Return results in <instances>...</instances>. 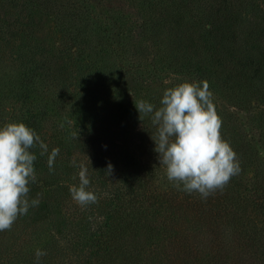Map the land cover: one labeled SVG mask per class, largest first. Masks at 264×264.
I'll return each instance as SVG.
<instances>
[{
	"label": "trees",
	"instance_id": "1",
	"mask_svg": "<svg viewBox=\"0 0 264 264\" xmlns=\"http://www.w3.org/2000/svg\"><path fill=\"white\" fill-rule=\"evenodd\" d=\"M28 3L30 23L35 17L51 23L43 40L47 34L58 39L53 59L60 68H45L51 46H41L39 57L33 49L23 56L18 48L16 58L29 65L19 70V86L39 97L47 89L46 74L58 73L61 97L72 98L67 123L89 134L97 127L96 135L103 128L115 143L107 153L110 161L119 164L95 206L71 209L69 202L62 203L66 230L56 247H46L40 264H264V58H256L264 34L263 0ZM184 12L202 19L205 60L172 66L163 41L174 31L173 19ZM153 32L156 43L150 39ZM204 80L222 119V139L237 153L242 169L206 200L167 180L151 138L156 129L149 117L140 120L135 105L143 99L159 107L166 88ZM256 107L259 113L253 116ZM8 118L37 132L28 110ZM48 150L50 154V146ZM32 151L37 159L31 189L44 193L46 207L47 191H59L60 182L39 172L47 153L40 155L39 147ZM64 154L61 149L54 165L69 171ZM0 264L26 263L14 262L0 250Z\"/></svg>",
	"mask_w": 264,
	"mask_h": 264
},
{
	"label": "rangeland",
	"instance_id": "2",
	"mask_svg": "<svg viewBox=\"0 0 264 264\" xmlns=\"http://www.w3.org/2000/svg\"><path fill=\"white\" fill-rule=\"evenodd\" d=\"M28 1L0 0V127L12 123L8 117L15 119L17 114L28 110L33 115L37 133L47 148L50 146L51 150L54 148L64 150V161L67 162L69 171L62 170L63 167L56 163L53 166L54 171L50 172L48 158L42 159L41 164L38 165L39 172H46V176H54L55 183L60 182L59 191H53V189L47 191L45 199L50 203L43 207L44 193L40 194L31 189L29 198L35 199L37 194H40L39 205L30 208L26 215L19 217L11 230L0 231V250L10 256L14 262L20 260L26 264H37L36 250L40 249L46 253V247L49 245L56 247L61 235L66 230L62 203L69 202V205H72L71 209L81 206L72 199L69 191L70 187L79 179L80 165L87 168L90 179L88 190L95 192L98 196L102 190L107 189L106 186L109 183L107 179L110 177L111 182L115 179L114 175L119 170V164L110 161L111 154L107 153L115 146V143H111L109 138L105 137L106 132L103 128L96 135L97 127L93 129L95 132L89 134L85 129L76 128L71 122L67 123L66 111L72 98L66 97V95L61 97L60 87L63 78L58 73L49 71L50 73L46 74L44 80L47 89L39 97L29 94L19 86V70L22 66L29 65L24 60L16 58L18 48L22 55L33 49L39 57L43 53L41 46H51L50 53H45L48 60H51L45 63V68H50V70L51 68L53 70L60 68V64L53 59V47L58 44V39L53 34H47L45 35L46 40H43L45 28L51 30V23H47L44 19L39 20L37 17L33 24L30 23L26 13ZM101 1L103 4L100 5L105 6V0ZM200 18L192 17L191 14L188 15L184 12L180 19H173L175 22L174 31L171 28L168 34L171 36L163 41L165 42L164 46L167 44L164 49L169 53V61L172 66H176L178 62L180 66H195L201 62L200 60H205L204 44L201 43L203 29H201L202 19L199 20ZM243 33L245 34V32ZM260 37L256 44L257 61L264 58V34ZM157 38L158 35L153 32L150 39L156 43L158 42ZM101 86L103 85L101 84ZM101 95H106L104 89ZM86 96L91 98L89 93ZM257 113H259V108L256 107L251 115L254 116ZM61 149L59 150L61 151ZM59 155L56 158H59ZM109 164L112 165L110 172ZM95 204L87 206L91 208ZM39 206H41L40 210ZM44 256L40 257L39 264Z\"/></svg>",
	"mask_w": 264,
	"mask_h": 264
},
{
	"label": "clouds",
	"instance_id": "3",
	"mask_svg": "<svg viewBox=\"0 0 264 264\" xmlns=\"http://www.w3.org/2000/svg\"><path fill=\"white\" fill-rule=\"evenodd\" d=\"M167 83V82H166ZM140 120L149 117L156 132L155 143L160 166L167 180L187 194L197 193L206 200L223 191L234 176L242 171L237 153L222 139V119L218 115L210 84L204 81H184L165 89L160 106L143 99L135 102ZM39 147L40 155L48 153L40 135L23 122L7 123L0 127V231L11 230L16 220L40 203L30 199L31 184L36 181L32 149ZM59 148L48 154L49 171ZM109 172L112 165H108ZM87 168L80 165L79 185L69 191L81 206L98 202L95 192L88 190ZM46 253L36 250L37 264Z\"/></svg>",
	"mask_w": 264,
	"mask_h": 264
}]
</instances>
